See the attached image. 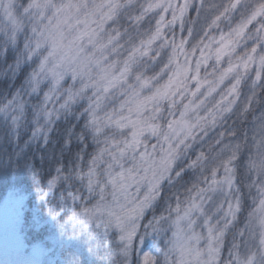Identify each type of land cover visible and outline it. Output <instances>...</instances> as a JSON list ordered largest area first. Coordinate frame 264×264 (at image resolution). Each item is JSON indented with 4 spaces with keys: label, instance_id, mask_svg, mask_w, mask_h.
<instances>
[{
    "label": "trees",
    "instance_id": "obj_1",
    "mask_svg": "<svg viewBox=\"0 0 264 264\" xmlns=\"http://www.w3.org/2000/svg\"><path fill=\"white\" fill-rule=\"evenodd\" d=\"M143 2L144 0H136L137 9ZM208 2L216 4L220 0H208ZM27 3L28 0L14 2L13 14L19 22H25L22 21V13ZM253 3L255 0H243L245 5ZM132 11L126 8L116 19L104 24L101 39H104L102 45L106 46L101 49L106 51L105 57L109 58L107 64L116 61L119 67V62L123 60L132 43L150 32L155 24V16L149 15L137 28L128 19ZM244 11L242 7L240 12L236 13V20L240 19ZM1 14L0 10V197L8 191L23 198L22 225L25 242L47 250L49 255L44 256L46 262L121 264L117 227L103 229L90 218L93 192L89 191V182H92L91 188L95 189L101 185L102 181H108L109 176L116 173L121 166L128 165L125 161L117 164L113 159V154L117 153L116 144L127 134L123 136L124 132L119 133L114 129H107L104 133L97 131L92 116L85 110L82 96H75L73 100L65 104L67 90L71 88L74 92L78 86V84H72V80L68 77L62 81L60 87L52 93L45 104L44 94L49 92L51 82L41 81L37 77L40 83L35 91L32 90V76L28 74L37 65L38 58L32 55L29 59L27 50L24 48L26 42L29 47H33L29 42L28 30L25 25H22V29L20 28L22 31L18 30L14 33L4 23V17ZM191 21H195V25L188 49H191L203 35L201 29L206 27L208 19L204 13L197 17L195 10H192L186 17L184 36H187V26ZM254 28L255 24L248 30L253 38L242 40L232 53L231 59L234 60L236 56H242L251 50L258 39L253 32ZM169 29L170 27L165 30L167 38L172 36ZM174 29L179 40L182 36L179 23ZM221 29L227 32L228 23H222ZM115 31L122 33L120 40L107 45L109 34L114 35ZM212 31L219 35V30ZM159 43L153 45L150 56H156ZM117 44L120 47L113 52L112 48ZM169 48L170 46L161 49L163 53L159 55L155 63L148 57L138 58V62L132 66L127 83L123 82L121 86V82L115 86L112 98L110 97L111 100L103 112L107 110L113 114L120 113L117 112L120 107L118 105L122 103L127 105L125 101L130 100L120 92L128 90L125 88L128 84L135 83V75L138 72L148 77L155 75L160 67L167 63ZM261 52H264V43L260 44L259 54ZM184 58L179 56V62ZM229 59V56H225L221 63L217 64L215 58H211L207 66L199 68V77L214 80L213 71L227 67ZM192 60V69H194L196 58L192 57ZM255 69L249 70V73L240 80L238 98L229 108L230 110L222 109L215 114L212 125L196 130L195 135L187 139L186 143L177 150L176 171L195 160L197 154L201 152L204 153L205 159L202 163L184 168L179 176H176L173 171L169 179L165 180L163 199L157 205L156 212L163 211L166 219L160 221L155 230L150 225L145 227L146 221L138 223L131 264H135L139 242L143 241L145 244L152 241V254L169 245L175 248V239L172 235L173 226L177 225V215L182 216L183 210L190 207L193 199L199 202L201 211L193 210L187 219L179 223L181 222L182 228L188 229L189 232L201 238L210 235L208 228L211 227L213 229L211 235L215 238L214 246H216V230L228 221L225 218L226 208L229 203L236 201L237 193L240 195L245 212L254 206L258 198L257 185L264 181V169L256 172L248 168L246 163L251 151L252 137L255 135L259 138L264 128V67L258 72ZM258 75L261 76L259 80H257ZM167 80L166 72L140 91L145 96H149L157 87H162ZM230 81L232 78L227 80V82ZM184 86L188 91H185L183 87V96L179 99L180 101L174 99L173 103L163 102L158 112L148 113L147 110H143V114L139 117L149 118L151 124H157L161 131H164L170 121L180 116L183 105L191 99L190 91L194 90L196 84L187 79ZM123 87L124 90H122ZM206 89L207 87H203L196 100L203 96ZM93 92L87 88L83 95L92 96L96 100L97 93L93 95ZM219 94L217 93L218 96ZM216 98L217 96H214L212 101L206 102L198 110L196 120L200 119L204 122L207 118L211 119L207 114L209 109L217 111L214 108ZM10 100L12 103H9ZM126 110L123 109L121 115H125ZM45 112L49 115L46 116ZM191 117H194V114H191ZM105 138L110 143L109 147L106 146L107 143H104ZM149 140V137L145 136L143 142H146L137 151L147 149L151 143V141L148 142ZM241 142L243 147L238 150V158L229 163V167L234 168L235 171L228 173L225 171L224 161L230 154L229 149L233 144ZM213 168L217 170V180L231 175L233 184L221 186L217 183L215 186H210ZM253 178L255 183L252 182ZM200 188L207 191L198 193ZM178 207L179 212H177ZM243 221L244 214L241 213L239 223L234 222L226 229L217 264H223L225 260L230 261L234 255L237 256V261L245 262L253 256L256 260H260L256 262L254 258V264H264V260L258 257L260 250L255 236L256 231H252L251 226H245ZM206 242V239H202L199 244L205 248ZM173 247L171 257L175 259Z\"/></svg>",
    "mask_w": 264,
    "mask_h": 264
},
{
    "label": "snow or ice",
    "instance_id": "obj_2",
    "mask_svg": "<svg viewBox=\"0 0 264 264\" xmlns=\"http://www.w3.org/2000/svg\"><path fill=\"white\" fill-rule=\"evenodd\" d=\"M10 3L11 0H0V10L9 12ZM242 7H244L245 11L241 14L240 19L236 20V13L240 12ZM126 8L133 10L128 15V19L131 24L137 26V28L149 15L155 16V24L150 32L142 35L137 42L132 43L123 60L119 62V67H117L116 61H112L107 65H102L101 61L106 57L101 56L96 58L94 53L86 52V48L82 42L86 41L87 44H93L97 48L105 47L106 45L96 44L97 29L93 28L92 25L95 24L97 28L102 29L106 21L116 19L121 11ZM192 10H195L197 17L204 13L207 16L208 23L206 27L201 29L203 35H201L200 39L192 45L191 49H188L187 46L192 39L195 21L188 23L187 36H184L183 32L185 31L186 17L190 15ZM25 12L33 18L39 16L41 19L47 20V36L45 39L50 42V47L53 50L49 55H54L56 52H59V63L65 68V71L69 68L72 69L73 81H75L78 76H83V73L80 72L79 69L84 68L88 64H95L97 66L98 71L95 74V78L93 79L91 73H89L90 83L83 82L81 88L82 91L88 88L90 84L96 87L99 90L96 97L97 102L102 98V95L107 94L109 90L116 85L121 82L127 83L132 66L138 62V58L148 57L155 63L160 55V49L170 46L172 51L167 63H164L155 75L148 77L138 72L135 75V83L127 85L128 90L125 91V95L130 100H133L135 104L134 108H130V111L142 110L143 106L153 99L159 100L167 96L169 100H171L172 96L176 95L181 87H185L184 79L192 70L190 57H195L196 74L192 75L191 79L196 82V88L190 92L192 99H189L188 102L183 105V111L180 112V119L171 121L169 123V128L179 124L190 130L191 126L184 120L186 113L196 110L203 105L206 97L216 91L217 86L223 84L229 74L233 73L237 68L246 69L253 61L258 62L264 67V52H261L257 57L260 44L264 43V0H255V3L250 5L243 4V0H220V2L216 4H209L208 0H144V2L139 5L138 9L136 7V0H28ZM224 22H227L229 25V30L227 32L221 29V24ZM177 23H179L182 36L179 40H169L166 37L165 30L169 27L174 28ZM253 24H255L253 32L258 38L256 43L252 45L246 57L236 56L234 60L231 59L232 53L235 52L242 40L245 38H253L252 34L248 32ZM213 29L219 30V35L214 34L212 31ZM121 35L122 33L120 31H115L114 35L110 33L107 44H112L113 41H119ZM157 42L160 43L159 49L156 51V56H150L149 54L153 50V45ZM40 47L41 42H37L33 51L38 50ZM118 47H120L119 44L113 47L112 51L116 52ZM32 55L33 53L30 52L28 58L31 59ZM179 56L185 57L184 63L179 62ZM225 56L230 57L229 63L227 67H223L218 71H213L212 75L215 77L214 80H209L207 78L201 79L199 77V68L202 64L207 65L208 61L213 57L216 63L220 64L222 58ZM46 65L47 58L40 61L38 69L32 74L33 91L36 90L39 84L37 77L43 78L41 74H46L51 78L50 90L44 94L45 104L64 79V72L57 71V66L46 67ZM166 72L168 73V80L162 87H157L151 96L139 98L141 89L149 85L151 81L157 80L158 77H161ZM260 78L261 76L258 75L257 80ZM237 83H239V80H237ZM202 87H207L205 96L199 100H195L197 93ZM67 91L68 95L65 98V104L73 100L74 97L79 94L78 92L73 93L71 88ZM185 91H188L186 87ZM235 92L236 86L234 84L227 90V95L223 97L221 101L217 102V107H220L223 101ZM180 95L183 96V92H181ZM9 103H12V101L10 100ZM61 106L63 107L64 105ZM123 106L122 104L121 107ZM223 110L229 111L230 109L229 107H224ZM95 111V107H90L88 110L89 115L92 116L93 122L96 120ZM156 111H159V109L157 108ZM45 115L48 116L49 113L45 112ZM208 115L211 116L212 121L215 120V113L211 109H209ZM206 118L207 117H205V119ZM121 119H123V117H121ZM117 123L120 127L125 126L119 123V120ZM128 123L134 124V122L130 120ZM157 128L158 126L156 125L148 124L146 129L139 128L134 130L132 132V138L126 140L123 147L117 145L119 157L123 158L126 152L136 149V146L140 143L139 135L143 131L149 130L153 135H156ZM97 131H99V129H97ZM164 140L165 142L168 140L166 134ZM163 151L165 155L161 158V165L171 163L169 157L176 152V148L172 147L170 149H164ZM139 155L141 160H146L148 156L146 152H141ZM113 159L119 164L120 159L117 158L115 153L113 154ZM224 168L226 172L231 173V167H229V162L227 160L224 161ZM117 176L121 181L125 178L131 180V170H129L127 176L121 171L116 176L110 178L109 182L113 186L124 188L126 187L125 184L117 183ZM211 176L212 178L209 181L210 186H215L217 183H227L229 186L233 184L231 175L225 176L220 181H217V170L215 168L212 169ZM91 184L92 182L90 181V190ZM205 191H207V189H198V193H203ZM259 192L264 194V187H260ZM259 208L264 210V199L259 200ZM193 210L201 211L200 204L195 199L191 201L190 207L183 210L182 216L177 215L176 223L178 224L180 220L187 219ZM237 210L238 203H229L225 216L234 217L238 214ZM179 211L180 209L178 207L177 212ZM260 224L264 225V217L260 218ZM189 226H191V224H189ZM116 227H121L119 216H116ZM212 231L213 229L211 227L208 228L210 234ZM221 234L222 233H217L216 238H219ZM120 239H127L129 243H131V232L122 235ZM260 244L264 246V232L260 233ZM122 252L125 256L128 255L126 249H122ZM217 252H219V249L209 248L210 255ZM199 254L200 253L197 252L196 256L198 257ZM142 260L143 264H150V257L147 253L143 255ZM248 264H252V257H249Z\"/></svg>",
    "mask_w": 264,
    "mask_h": 264
},
{
    "label": "rangeland",
    "instance_id": "obj_3",
    "mask_svg": "<svg viewBox=\"0 0 264 264\" xmlns=\"http://www.w3.org/2000/svg\"><path fill=\"white\" fill-rule=\"evenodd\" d=\"M14 2H15V0H11V3L9 5V10H10L9 12H5V11L1 10V13H2L1 15L4 17L3 18L4 23L6 25H8L13 30L14 33H16L18 30L22 31L21 27H22V25H25V27L28 30L29 37L34 36V33H31V25L33 24L34 18L32 16H30L29 14H27L24 10L22 13V16H23L22 21L24 20L25 22H19L14 17V14H13L14 10H15ZM106 22H108V21H106ZM106 22L104 24H106ZM92 27L97 29L96 44H102L104 39H101V34L103 32L104 26L102 29H100V28H97V26L95 24H93ZM169 31H170V33H172V36L168 37V39L169 40H172V39L178 40L177 39L178 34L175 32L176 30L174 28L170 27ZM114 42L115 41H113V43ZM82 44H84V46L86 48V52L94 53L96 58H99L101 56L105 57V54H106L105 50H102L101 48H97L93 44H87L86 41H83ZM37 51H39V50H37ZM171 51L172 50L170 47L168 49V52H167L168 57L171 55ZM162 53H163V51L160 49V54H162ZM33 55L36 58H38L35 54H33ZM246 55H247V53L242 55V56L246 57ZM258 56H259V52L257 53V57ZM108 59H109L108 57L103 59L101 61V64L106 65L108 62ZM190 60H191V69H192V62H193L192 57H190ZM184 62H185V58L180 63H184ZM208 64H209V61H208ZM207 65L202 64L201 66H207ZM193 68L194 69H192L188 73V76L184 79V82L187 79H190L191 82L196 84V82L191 79V76L196 74V64ZM253 68H256L255 70L258 72L260 69H262V66L258 62L253 61L248 65V67L246 69L245 68H237L233 73H230L229 76L226 78V80L223 82V84L218 85L216 88V91H214L211 95H208L206 97L204 104L206 102L212 101L214 96H217V98H216L217 100L215 99L216 101H215V105H214V108L217 111H213L215 114H217L219 111H221L224 107L230 108L236 102V100L238 98V88L240 86V80L242 79V77L246 76L249 73L248 72L249 70H252ZM79 71L83 73V76L82 77L78 76L77 80L73 81L72 75L70 73L65 74L63 80H65L66 77H68L72 80V82H71L72 84H78L77 81H79L81 79L90 83L89 73H91L92 78L94 79L95 74L98 71V68L95 64H88L84 68L79 69ZM41 76L43 77V78L39 77L41 81L47 80V81L51 82L50 77L44 76L43 74H41ZM231 78H232V81L227 82V80L228 79L230 80ZM40 80H39V83H40ZM237 80H239V83H237ZM62 81H61V83H62ZM234 84L236 86V92L233 95L228 96L227 99L223 101V104L220 107H217V102L221 101L222 98L227 95V90L230 87H232ZM122 85H123V82L121 83V86ZM88 88H89V90L95 91V93L98 94L99 90L96 91V89H97L96 87L91 86V84H90V86ZM114 88L115 87L110 89L107 94L102 95V98L98 102L96 101V104L93 106L96 109V111H95L96 120L94 121V123H95V126L97 127V129H99V132H101V133H104L105 130H107V129H114L116 131H119V133L124 132L123 136L125 134H127L121 141H119L116 144V146L121 144L120 147H123V144L126 140H130L132 138V132L134 130H137L139 128H145L146 129L147 125L151 124V121L149 118H147L145 116L143 118L139 117L140 114H143L142 113L143 110H147L148 113H151V112L156 113L154 111H156V109L159 108V106L163 102L173 103L174 99L179 100L182 97L180 95V93L183 92V89H184L183 87H181L179 89V91L176 93V95L172 96L171 100H169V98L167 96L164 97L163 99H159V100L153 99L152 101L146 103L143 106V109L139 110V111H135V110L130 111V108H134V106H135L134 101L133 100H129V101L126 100L125 104L128 103L127 105H124V103H122L124 105L123 107H121L122 104L118 105L120 107L117 109V112H120V113L113 114V112H109L107 110L104 113L103 110L105 107H107L108 102L111 100V98H112L111 96L114 93ZM125 88H127V86H125ZM195 88H196V86H195ZM195 88H194V90H195ZM202 89H203V87L200 89V91ZM122 90H124V87ZM191 91H193V89ZM206 92H207V89L205 90L203 96H201V97H204ZM120 93H122V95L123 94L125 95V91L120 92ZM198 93H197L196 97L199 95ZM217 93H220L219 96L217 95ZM151 95H149V96H151ZM145 97H148V96H145L143 94V92L140 91L139 98H145ZM196 97H195V100H196ZM191 99H192V97H191ZM199 99H197V100H199ZM203 105H201L196 110H192V111H189L186 113L184 120H186L188 122L189 126H191L190 130H189V128H185L179 124L174 125L172 128H169V123L171 122L170 121L168 123V125L165 127L164 131H161L159 126L156 124V126H158L157 134L153 135V133L149 130L143 131L139 135L140 143L136 146V149L134 151H131L130 153L126 152V154L123 158L119 157L118 152L115 153L117 158L120 159V162L125 161L127 164L132 162L128 158L129 156L138 157L141 152H146L148 154L146 160H141V159L139 160V163L142 166L139 167L138 170H136L133 173L131 180H133V181L142 180L141 188L143 189L144 187H146L152 180L155 179V177L161 171L162 165L160 163V161H161L160 157L162 156V154H164V151H163L164 149H170V148L174 147V148H176V152H175V154H176L179 147H181L184 143H186L187 139H189L192 135H195L194 132H196V130L203 128L204 126L212 125V123H213L212 119H209V118H207V121H204V122L201 121L200 119L196 120V118L198 117L197 116L198 110ZM123 109H127L124 113L125 115H121V112L123 111ZM191 114H194V117L190 118ZM207 116L211 117L208 114H207ZM121 117H123V119H121ZM179 119H180V116L175 120H179ZM118 120H119V123H122L125 126L120 127L117 123ZM129 120L134 122V124H129L128 123ZM136 122H138V123H136ZM152 125H155V124H152ZM165 134L168 136L167 142H165V140H164ZM145 136L149 137L150 140L148 142L150 143V141H151L150 144H152V145L150 146V144H149V146H147V149L145 148L142 151H137L139 149V147L142 146V144H144L146 142V141L143 142ZM110 142H111V140H110ZM104 143H107V145H106L107 147L110 146V143L106 140V138L104 140ZM104 143H102V145H104ZM149 153H151V155H149ZM157 165H160V167H158ZM125 166L127 167V165H125ZM120 169L121 168H119V170L116 173H119ZM113 174H111L109 176L108 181H110V178L112 176H114ZM223 177H225V176H223ZM223 177L219 178V180H217V181H220ZM117 183L118 184L122 183V184H125L127 186L129 183V179L125 178L124 180L121 181L119 179V177L117 176ZM219 184L221 186H227L228 185L227 183H223V184L219 183ZM135 187H136V185H135V183H133L130 187H128V191L129 192L133 191L135 189ZM229 189H230V187H229ZM228 190L225 192L226 194H227ZM121 200H123V197H121ZM119 204H120V201L118 200L116 202V206H114V212L117 214V216L120 217V223H121V227H119V228L117 227V241H118V246H119V257L121 259L120 263L125 264V261H126L127 264H131L132 263V252L134 250L133 249V245H134L133 242H134V239L136 236V231H137V227H138L137 225L139 222L133 228V226H131L128 223V221L129 220H138L136 210L134 208H128L125 205V207L123 209L124 214L120 215L119 213H120L121 209L119 207H117ZM23 205H24L23 198L17 197L12 192L6 191L3 193V196L0 197V264H54L52 261L50 263H48L44 260V256H46L47 254L49 255L47 250H44L41 246L33 245V244L31 245V244H27L25 242L24 230H23V225H22L23 224V220H22L23 219L22 218V216H23V210H22ZM228 207H229V205L227 206L226 211L228 210ZM225 218L230 219V217H226V216H225ZM183 220H180V221H183ZM172 223L173 224L175 223L174 219H173ZM173 228H174V233L172 235V238L175 239L174 242L176 245L175 248L173 247L174 248L173 252L175 251L174 256H175V258L182 259L184 264H200V260L206 258L210 254L209 248L210 247L213 249L216 248V246L213 245L215 238L211 234L209 236L207 235L206 238H201V237H199V235L192 233V232H189L188 229L182 228L181 222L178 223L177 225L174 224ZM252 228H253L252 231H256L255 236H256V240L258 242V247L260 250L258 257L260 259L262 258L264 260V246H262L260 244V231L257 228H254V227H252ZM129 232H131V243H129V241L127 239H125V240L120 239V237L122 235H125L126 233H129ZM202 239H206V241H207L205 243V248H202L201 247L202 245L199 244ZM137 245H138V250H137V253L135 255V264H140V260L143 258V255L145 252L149 253L150 255L152 254V241H148L145 244L142 241V243L139 242ZM122 249L127 250V252H128L127 256H125L123 254ZM197 252L200 253L198 257L196 256ZM219 253H220V251L217 254V259L215 261V264H217V262H218ZM251 257H252V264H254V258L255 257H253V256H251ZM255 260H256V258H255ZM257 261H260V260L257 259L256 262ZM227 262H228V264H248V261H245V262L237 261V256H235V255H234V257L231 258L230 261H227Z\"/></svg>",
    "mask_w": 264,
    "mask_h": 264
},
{
    "label": "clouds",
    "instance_id": "obj_4",
    "mask_svg": "<svg viewBox=\"0 0 264 264\" xmlns=\"http://www.w3.org/2000/svg\"><path fill=\"white\" fill-rule=\"evenodd\" d=\"M47 20L41 19L39 16H36L33 20V24L31 25V33H34V36L30 37V43L33 47L28 46V42L25 43L24 48L27 50V54L32 52L38 57V63L28 76H32L33 72L38 69V65L41 60L47 58V65L46 67H53L57 66V71L64 72L65 74L70 73L72 75V69H68L65 71V68L60 65L59 63V52H56L54 55H49L52 52V48L50 47V42L45 39L47 36L46 30ZM35 30V31H34ZM37 42H41V47L38 49L39 51H33L35 49V45ZM47 76L46 74H43ZM28 77H26L27 79ZM77 80V79H76ZM84 81L83 79L77 81L78 86L74 89L73 93H79L77 96H82L85 104V110L88 111L90 107H93L96 104V100L92 98V96L83 95L84 89L81 91L82 84ZM128 87V86H127ZM98 91V89H96ZM95 95V91L93 92ZM227 147V146H225ZM243 147V143H235L229 149L230 154L227 156V161L229 163L235 161L238 158V150ZM250 153L249 158L247 159L246 163L248 168L259 172L261 169H264V128H262V134L257 138L255 135L252 137V143L250 144ZM129 153L131 151H128ZM151 155V153H149ZM165 155L162 154L160 159ZM132 162L127 165V167L121 166L120 172L123 171L126 176L131 170V174L138 170L140 165V155L138 157H128ZM171 163H165L161 167V171L152 180L146 187L143 189L141 188L142 180H129V183L126 187L120 188L118 186H113L109 181L104 180L102 181L101 185L96 187L95 189H89L90 192H93V200H92V212L91 217L94 219L95 224L103 229H109L116 227V216L117 214L114 212V206H116V202L119 200L120 204L117 206L121 209L120 215H123V209L125 205L128 208H134L137 213L138 220H129L128 223L135 227V225L140 221H146L144 226L149 227L155 230L160 221L166 219L163 214V211L157 213L156 208L159 204L160 200L163 199V192H164V182L165 180L169 179L171 173L175 171V175L179 176L183 171L184 168L192 167L197 163H202L205 159L204 153L197 154L195 160H192L189 164L184 165V168L179 169L176 171L175 166L177 162V155L174 153L171 157H169ZM195 162V163H193ZM160 167V165H157ZM235 169L231 168V172H234ZM118 173H114L113 175H117ZM253 183H255V178H253ZM133 183H135L136 187L133 191L129 192L128 187H130ZM250 186V185H249ZM260 187H264V181H261L257 188L259 190ZM123 197V200H121ZM264 199V194L258 191V198L255 200L254 206L247 209L245 212L242 204L241 198L239 193H237L236 201L233 204L238 203V214L234 217H230L226 223L221 225L216 232L222 233L219 235V238H216L215 244L216 248L220 249L221 245L223 244V236L226 229L229 225L233 224L234 222L239 223L240 214H244V225L251 226L257 228L260 233L264 232V225L260 224V218L264 217V210L259 208V200ZM171 245L163 250L149 254L150 257V264H184L182 259L179 258H172L171 257ZM206 251V250H205ZM144 253V254H145ZM217 253L209 254L206 258L200 260V264H215L217 259ZM125 264L127 262L125 261ZM140 264H143V260H140ZM223 264H228L225 260Z\"/></svg>",
    "mask_w": 264,
    "mask_h": 264
}]
</instances>
